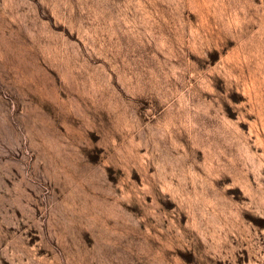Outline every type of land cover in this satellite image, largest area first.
I'll return each mask as SVG.
<instances>
[{
  "label": "rangeland",
  "instance_id": "1",
  "mask_svg": "<svg viewBox=\"0 0 264 264\" xmlns=\"http://www.w3.org/2000/svg\"><path fill=\"white\" fill-rule=\"evenodd\" d=\"M0 264H264V0H0Z\"/></svg>",
  "mask_w": 264,
  "mask_h": 264
}]
</instances>
